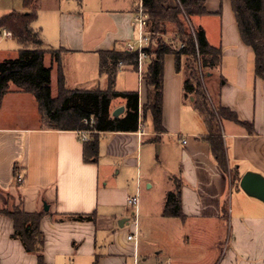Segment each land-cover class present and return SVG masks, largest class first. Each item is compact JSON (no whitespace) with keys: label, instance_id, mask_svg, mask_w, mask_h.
<instances>
[{"label":"crops","instance_id":"1","mask_svg":"<svg viewBox=\"0 0 264 264\" xmlns=\"http://www.w3.org/2000/svg\"><path fill=\"white\" fill-rule=\"evenodd\" d=\"M204 1L207 13L193 16L192 23L201 26L209 42L223 50L221 65L206 76L205 86L215 99L219 89L221 104L240 121L253 124L249 128L223 119L227 172L204 138L207 127L192 98L184 99L186 73L176 70L173 55H167L164 64L165 131L155 130L150 109L153 86L139 78L137 68L120 65L115 89L139 93L138 127L91 132L88 140L95 133L99 143V155L91 162L84 159L88 140L82 139L79 130L46 126L32 93L12 85L4 95L0 106V209L18 203L28 212L45 213L40 226L46 263L140 264L148 260L141 255L140 237L143 230L155 228L160 238L174 236L185 249L190 246L195 247L192 252H201L199 259L191 261L187 255L192 252L173 254L165 248L161 264H264V200L233 182L230 172L241 178L249 172L264 176V80L255 75V56L241 37L231 0ZM139 2L120 0L123 5L118 8L96 10L90 26L78 10H63L56 1L44 10L39 6L33 26L46 13L53 31L52 35L47 32L44 24L34 26L41 29L43 47L62 49L59 63H52L50 54L45 56V64H52L54 95L59 73L69 89H107L108 76L100 72L99 52L125 49L126 42L135 38L133 16ZM104 20H109L111 29L102 36ZM3 31V37L16 40ZM18 45L16 54L5 52L0 60L16 58ZM222 78L225 82L219 87ZM120 107L124 110L114 116ZM126 113V99L115 98L111 116ZM177 181H181L183 218L163 215L167 194ZM135 195L140 203L137 215L128 203ZM142 207L146 209L143 215ZM70 213H93L95 219L64 218ZM13 231V220L0 213V264H37L36 255L12 237ZM134 232L136 241L128 238ZM215 248L220 255L211 256Z\"/></svg>","mask_w":264,"mask_h":264},{"label":"trees","instance_id":"2","mask_svg":"<svg viewBox=\"0 0 264 264\" xmlns=\"http://www.w3.org/2000/svg\"><path fill=\"white\" fill-rule=\"evenodd\" d=\"M148 14V28L154 34L174 33L178 43L175 48L167 41L160 40L154 50L148 49L143 80L153 86L154 98L150 105L157 133L165 131L162 123L164 64L167 55H173L177 71L186 73L183 88L184 99L192 98L194 108L202 116L207 127L204 137L211 152L225 171H229L227 151L223 138L222 121L230 119L249 128L252 123L240 121L237 114L221 104L219 89L217 99L212 98L204 79L221 65L223 50L212 45L205 30L194 26L192 17L207 13L204 0H142ZM243 41L255 56V75L264 80V0H231ZM23 10H13L0 18V29L7 30L21 45L13 59L0 60V106L4 95L14 85L17 89L32 93L38 101L44 123L49 128L62 130L131 131L138 127L139 93L117 91L115 81L120 62L137 68V54L125 49L100 51V72L108 76L107 89H69L65 86L62 73L56 95L52 92V64H45V56L51 55L52 63L60 62L62 49L43 47L41 29L33 23L38 19L39 0H23ZM190 25L187 27L186 22ZM225 80L219 81V87ZM127 101L124 117L111 116V103L115 98ZM94 118L93 123L85 119ZM99 155V143L95 133L84 142V159L95 161ZM233 182L240 184L241 177L230 169ZM17 179L19 174L16 173ZM181 181L167 194L163 215L184 217L181 205ZM0 213L13 220L12 237L19 239L25 250L37 257V264L45 261V236L40 222L43 211L28 212L22 204H13L0 209ZM64 218L71 220H94L93 213H70ZM96 264V262L94 263Z\"/></svg>","mask_w":264,"mask_h":264},{"label":"rangeland","instance_id":"3","mask_svg":"<svg viewBox=\"0 0 264 264\" xmlns=\"http://www.w3.org/2000/svg\"><path fill=\"white\" fill-rule=\"evenodd\" d=\"M56 2L60 3L61 8L63 10H78L80 14L84 15L87 19V23L90 26L91 20L93 19L95 15V11L98 10L99 12H104L106 9H112V8H118L123 5V3H120V0H39V6L41 10L47 9L50 5L54 4ZM23 0H0V18L11 12L14 9L21 10L23 8L22 6ZM195 19V18H194ZM105 22L102 23V30L101 35L104 36L107 32L111 29V24L109 20H104ZM196 22L195 20H193ZM187 24V27L189 28L190 25L187 21H185ZM47 26V32H50L51 35L53 33L51 25H49V21L47 20L46 13L43 14L42 17L34 24V26ZM196 25V24H195ZM197 27V25H196ZM163 40L171 43L174 47L178 46V39H176V35L174 33H168L165 35H162L160 33L152 35V48L156 47L158 41ZM18 43L16 40L11 38H5L2 36V33H0V59L1 54L7 52L11 54H16L18 50ZM206 81V77L204 79V82ZM140 204V203H139ZM143 208L142 207V214L143 215ZM146 210V209H145ZM142 220V217H141ZM156 224V223H155ZM174 226L171 225L170 229L174 230ZM164 240V241H163ZM163 243V244H161ZM140 244H141V255H146L148 257V260L146 262H140V264H161L165 248L166 252L170 253H191L193 250L192 247H188V249L182 246L181 242H179V238L175 239L174 236H172L171 239H162L160 238V232H158L157 229H147L143 230V234L140 237ZM198 248H201L198 246ZM160 250V252H159ZM200 251V250H199ZM192 252L191 254L187 255L188 258H191L189 260L195 261L197 258L199 259L201 257V252ZM220 249L215 248L214 253L211 256H214L215 254L220 255ZM186 257V256H185ZM208 260V259H207ZM207 263V262H206Z\"/></svg>","mask_w":264,"mask_h":264},{"label":"built area","instance_id":"4","mask_svg":"<svg viewBox=\"0 0 264 264\" xmlns=\"http://www.w3.org/2000/svg\"><path fill=\"white\" fill-rule=\"evenodd\" d=\"M148 14L145 12L142 0H140L137 9L134 12L133 16V25L136 31V36L133 40H129L126 42L125 50L127 52H132L137 54V72L139 74V78L143 80L144 77V70L146 61L149 58L148 49H153L152 44V35L154 34L152 31L149 30L148 24ZM4 36H12L10 31L4 30ZM164 35V34H162ZM169 43V42H168ZM171 44V43H170ZM183 45L175 46V48L180 49ZM120 65H123V62H120ZM93 123L94 118H90V120L85 119V123ZM91 130H79V133L82 135L83 140H88V135L91 133ZM186 140H184V143ZM128 203L130 206L136 208L135 215H137V208L139 204V197L138 195L131 196L128 199ZM128 238L131 240H137V233H130ZM137 264V263H136Z\"/></svg>","mask_w":264,"mask_h":264},{"label":"water","instance_id":"5","mask_svg":"<svg viewBox=\"0 0 264 264\" xmlns=\"http://www.w3.org/2000/svg\"><path fill=\"white\" fill-rule=\"evenodd\" d=\"M123 110L124 108L120 107L113 112V115L118 116ZM240 186L248 194L264 200V176L257 173H246L241 178ZM47 208L46 205L45 209Z\"/></svg>","mask_w":264,"mask_h":264}]
</instances>
